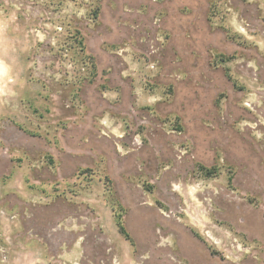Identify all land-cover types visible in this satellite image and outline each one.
<instances>
[{
    "label": "rangeland",
    "instance_id": "374dc122",
    "mask_svg": "<svg viewBox=\"0 0 264 264\" xmlns=\"http://www.w3.org/2000/svg\"><path fill=\"white\" fill-rule=\"evenodd\" d=\"M0 264H264V0H0Z\"/></svg>",
    "mask_w": 264,
    "mask_h": 264
},
{
    "label": "trees",
    "instance_id": "16d2710c",
    "mask_svg": "<svg viewBox=\"0 0 264 264\" xmlns=\"http://www.w3.org/2000/svg\"><path fill=\"white\" fill-rule=\"evenodd\" d=\"M79 45V48H80V52L84 54L85 52V49H84V46H83V43L82 42H79L77 43ZM88 60V58H86L84 56L83 58V61H84V64L86 63V61ZM94 70L96 69L95 66H93ZM117 226L120 230V233L126 237L127 240H131V237L130 235L128 234V232L126 231L124 225H123V222H122V219L121 218H117Z\"/></svg>",
    "mask_w": 264,
    "mask_h": 264
},
{
    "label": "flooded vegetation",
    "instance_id": "af4514ba",
    "mask_svg": "<svg viewBox=\"0 0 264 264\" xmlns=\"http://www.w3.org/2000/svg\"><path fill=\"white\" fill-rule=\"evenodd\" d=\"M160 254V253H159Z\"/></svg>",
    "mask_w": 264,
    "mask_h": 264
}]
</instances>
